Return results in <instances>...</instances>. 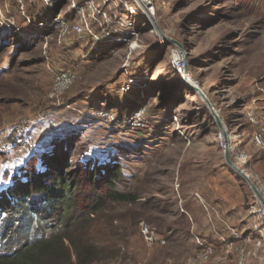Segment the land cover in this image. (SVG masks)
<instances>
[{
    "label": "rangeland",
    "instance_id": "obj_1",
    "mask_svg": "<svg viewBox=\"0 0 264 264\" xmlns=\"http://www.w3.org/2000/svg\"><path fill=\"white\" fill-rule=\"evenodd\" d=\"M154 2L161 31L190 52L185 63L189 79L207 93L233 129V141L239 132L244 144L249 129L245 104L257 96L259 86L264 87V0ZM44 7L51 16L34 20ZM60 10L62 15L71 11L66 1L51 6L45 0H0V45L12 34L28 42L23 52L8 46L0 53V183L8 170L12 175L15 162H25L20 159L34 149L50 123L58 132L77 129L73 120L92 101L97 120L84 123L88 128L81 129L86 132L78 151L89 155L101 150L104 159L121 157L126 175L119 185L139 196L136 203H112L105 211L110 219L93 233L98 238L104 233L111 239L109 245L120 251L98 264H186L205 245L225 257L220 264H237L243 243L228 247L233 241L221 239L219 233L227 230L221 219L235 226L247 224L242 220L247 218L252 190L227 165L217 139L220 127L209 108L175 71L177 47L157 28L152 31L143 15L137 18L141 33L132 53L128 44L115 40L93 47L95 39L87 33L60 37L46 23ZM24 21L46 28L35 37L22 30L18 34L15 26ZM110 33L116 34L115 27ZM75 46H80L78 51ZM175 54L180 56L178 50ZM61 68L73 70L78 79L51 97ZM131 79V89L124 93ZM123 99L135 110L148 105L144 126L120 122L130 116L117 110ZM50 108L55 109L53 116ZM96 111H109L116 120ZM61 123L65 127L60 128ZM93 153L89 156L95 160ZM203 204L216 207L218 215L209 217ZM143 221L165 242L148 244L140 231ZM249 264H262L261 257Z\"/></svg>",
    "mask_w": 264,
    "mask_h": 264
},
{
    "label": "trees",
    "instance_id": "obj_2",
    "mask_svg": "<svg viewBox=\"0 0 264 264\" xmlns=\"http://www.w3.org/2000/svg\"><path fill=\"white\" fill-rule=\"evenodd\" d=\"M51 12L41 8L33 19H44L51 16ZM17 27L18 34L22 30L28 36L34 34L32 37L46 28L34 27L32 21H24ZM94 28L101 35L98 41L86 35L94 40L93 47H103L106 31H113V27L108 25L101 29L96 25ZM27 43L12 34L3 40L0 53L8 46L23 52ZM74 48L78 51L80 46ZM119 92L122 94L120 88ZM84 96L87 99L89 95ZM124 100H120L122 106L117 107L121 116L135 110L131 105L123 104ZM93 105L89 101L84 104L86 114L77 113L78 117L73 120L77 125L75 130L58 132L50 123L42 137L34 142V149L20 159L25 162H15L12 175L8 170L2 177L0 264H98L119 255V247L110 246L111 239L107 235L103 233L98 238L93 232L98 224L110 219L105 211L112 203H136L139 196L119 185L126 175L121 157L104 159L101 150H95L89 154L97 155L94 160L87 153H79L77 145L86 132L81 129L88 128L84 123L97 120ZM54 110L50 108L51 116L55 114ZM161 114L165 116V113ZM65 123H61L60 128L65 127ZM137 134L141 135V130Z\"/></svg>",
    "mask_w": 264,
    "mask_h": 264
},
{
    "label": "built area",
    "instance_id": "obj_3",
    "mask_svg": "<svg viewBox=\"0 0 264 264\" xmlns=\"http://www.w3.org/2000/svg\"><path fill=\"white\" fill-rule=\"evenodd\" d=\"M45 1L51 6L54 3L66 1L72 11L69 14L62 15L60 10L50 19L46 20V23L58 30L60 37L87 33L95 40H99L100 34L94 28L93 23L101 29H106L108 25H112V27H115L116 34L106 31L107 38L105 42L109 43L115 40L122 44H128L129 51L132 53L138 47V39L140 38L142 24L137 22V18L140 15H143L145 23L148 22L152 31L156 30L153 20V18L156 19L154 0H86L84 4H81L79 0ZM7 26V28H11L10 25ZM15 29L18 30V27L15 26ZM176 50H178L180 56H176ZM173 54L174 59L172 63L175 71L182 76H189V72L185 66L190 55L188 49L185 46L183 48L177 47ZM77 79V74L73 70H59L55 74V84L50 96L55 97L64 93ZM131 83H133V79L122 88L124 93H127L131 89ZM258 92L257 96L254 95L249 103L245 104L246 122L249 126L245 143H242L241 138L243 135L239 132L233 141V129H230L228 123L222 118L226 129L220 128L217 135L223 153L228 149L232 161L249 176L255 185V189H253L251 184L247 182L252 190L247 214V222L250 223L248 230L238 229L236 226L230 225L221 219L227 227L225 234L219 233L221 239L224 242L228 241V243L233 241L228 247L232 249L236 241L243 243L238 248L239 258L237 264H249L252 259L259 256L261 257L262 264H264V87L259 86ZM145 111L146 106L139 107L129 117L120 122L126 125L129 124L132 127L144 126ZM96 112L101 116H109L112 120H116L109 111ZM247 144L252 146V150L246 147ZM203 205L209 217L212 214L213 216L214 214L218 215L219 212L216 207L209 206L208 204ZM140 231L150 245H153L155 242H165L144 221L140 223ZM224 259L225 257L214 254L213 246L205 245L201 250L191 254L186 264H220Z\"/></svg>",
    "mask_w": 264,
    "mask_h": 264
},
{
    "label": "water",
    "instance_id": "obj_4",
    "mask_svg": "<svg viewBox=\"0 0 264 264\" xmlns=\"http://www.w3.org/2000/svg\"><path fill=\"white\" fill-rule=\"evenodd\" d=\"M154 20V25L157 28V30L159 31L160 35L164 38L169 40L171 43H173L176 47L178 48H183L184 46L176 39H172L167 37L160 29V27L158 26L157 23V19L153 18ZM184 78V82L185 84L189 87L192 88V90L194 92H196V94L201 97V99L205 102L206 106L209 108L211 114L213 115V117L216 119L217 124L220 128L222 129H226L225 125L222 122L221 117L219 116V113L217 112V109L213 106V104L211 103L210 99L208 98L207 93L199 86L194 85L193 80L189 79V76H183ZM224 158L225 161L227 163V165L234 171H236L239 175H241L248 183L251 184V186L253 187V189H255V185L254 183L251 181V179L249 178L248 175H246L230 158L228 149H226L224 151ZM262 199V198H261ZM263 200V199H262Z\"/></svg>",
    "mask_w": 264,
    "mask_h": 264
},
{
    "label": "crops",
    "instance_id": "obj_5",
    "mask_svg": "<svg viewBox=\"0 0 264 264\" xmlns=\"http://www.w3.org/2000/svg\"><path fill=\"white\" fill-rule=\"evenodd\" d=\"M234 216H235V214H234ZM227 218L228 219H230L228 216H227ZM224 220V219H223ZM231 220V219H230ZM245 220H246V223L247 224H244V225H241V224H237L236 225V227L238 228V229H246V230H248V228H249V226H250V223H248L247 221V218L246 219H243L242 221L245 223ZM226 221V220H225ZM226 222H228L229 223V221H226ZM233 226H235V225H233ZM253 260V259H252ZM250 263V262H249Z\"/></svg>",
    "mask_w": 264,
    "mask_h": 264
},
{
    "label": "bare ground",
    "instance_id": "obj_6",
    "mask_svg": "<svg viewBox=\"0 0 264 264\" xmlns=\"http://www.w3.org/2000/svg\"><path fill=\"white\" fill-rule=\"evenodd\" d=\"M177 55V54H176ZM178 56V55H177ZM195 83V82H194ZM194 85H196V84H194Z\"/></svg>",
    "mask_w": 264,
    "mask_h": 264
}]
</instances>
